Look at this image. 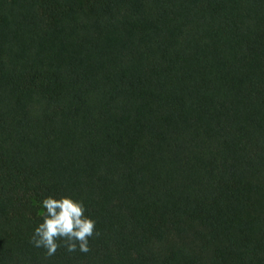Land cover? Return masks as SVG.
<instances>
[{
  "label": "trees",
  "instance_id": "16d2710c",
  "mask_svg": "<svg viewBox=\"0 0 264 264\" xmlns=\"http://www.w3.org/2000/svg\"><path fill=\"white\" fill-rule=\"evenodd\" d=\"M0 264H264V0H0Z\"/></svg>",
  "mask_w": 264,
  "mask_h": 264
},
{
  "label": "clouds",
  "instance_id": "9594fccd",
  "mask_svg": "<svg viewBox=\"0 0 264 264\" xmlns=\"http://www.w3.org/2000/svg\"><path fill=\"white\" fill-rule=\"evenodd\" d=\"M40 207L42 219L33 229L29 244L43 249L45 257L53 256L60 247L67 252L89 251L90 238L99 232L97 221L87 214L83 199L49 195L40 201Z\"/></svg>",
  "mask_w": 264,
  "mask_h": 264
}]
</instances>
